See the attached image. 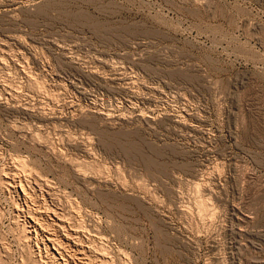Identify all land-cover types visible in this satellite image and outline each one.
I'll use <instances>...</instances> for the list:
<instances>
[{
  "label": "rangeland",
  "instance_id": "374dc122",
  "mask_svg": "<svg viewBox=\"0 0 264 264\" xmlns=\"http://www.w3.org/2000/svg\"><path fill=\"white\" fill-rule=\"evenodd\" d=\"M43 226L264 264V0H0V264H68Z\"/></svg>",
  "mask_w": 264,
  "mask_h": 264
},
{
  "label": "bare ground",
  "instance_id": "6f19581e",
  "mask_svg": "<svg viewBox=\"0 0 264 264\" xmlns=\"http://www.w3.org/2000/svg\"><path fill=\"white\" fill-rule=\"evenodd\" d=\"M205 3V2H204ZM228 3V2H227ZM226 5V4H225ZM231 5V4H230ZM214 7V6H213ZM224 11V10H223ZM222 13V12H221ZM226 18V17H225ZM234 19V18H233ZM17 161V160H16ZM19 162H21V163H18ZM16 163L18 164V166H16L15 167V169L16 170H23L24 172H26V167H25V165H24V162H22V161H17ZM18 172V171H17ZM20 173V172H19ZM19 173H18V175H19ZM30 173V172H29ZM33 173V172H32ZM17 174V173H16ZM27 174H28V172H27ZM24 175H26V174H24ZM20 176V175H19ZM23 176V175H22ZM29 176V175H28ZM16 177H17V175H16ZM16 177H14V179L16 178ZM27 178V177H26ZM20 179H22V177L20 178ZM21 182H24V180L23 181H21ZM18 184V183H17ZM24 184V183H23ZM22 184V185H23ZM11 185V184H10ZM18 186V185H17ZM40 186V185H39ZM15 187H16V185H15ZM25 188V187H24ZM23 188V189H24ZM18 189V188H17ZM22 189V188H21ZM26 189V188H25ZM27 190V189H26ZM25 190V191H26ZM25 194H27V192H24ZM30 194V193H29ZM29 194H27V195H29ZM27 197V196H26ZM29 197H30V195H29ZM26 200V199H25ZM32 201V200H31ZM27 202V201H26ZM33 203V202H32ZM36 203V202H35ZM34 203V204H35ZM30 207V206H29ZM45 207V206H44ZM41 208V207H40ZM32 209V208H31ZM35 209V208H34ZM48 210V209H47ZM53 210V209H52ZM51 210V211H52ZM56 210V209H55ZM34 211V210H33ZM37 210H35V212H36ZM43 211H45V210H42V211H37V212H43ZM50 211V210H49ZM36 212V215L33 213L32 214V216H36V217H31V220H32V222L35 224V228H36V226H38L39 224H40V222L38 221V219H39V217H38V219H37V215H40L39 213H37ZM55 212V211H54ZM45 213V212H44ZM47 213V212H46ZM49 214V213H48ZM51 215V214H50ZM56 215V214H55ZM57 217L59 216L58 215V212H57V215H56ZM42 217H44L43 215H42ZM51 218H52V215H51ZM61 218V217H60ZM44 219V218H43ZM46 219V218H45ZM44 219V220H45ZM54 219V218H53ZM63 219V218H62ZM55 220V219H54ZM64 220V219H63ZM46 221V220H45ZM48 221H49V219H48ZM43 222V221H42ZM52 222H54V221H52ZM55 222H56V220H55ZM48 223V222H47ZM42 224V223H41ZM46 225V224H45ZM50 225V224H49ZM48 226V225H47ZM57 226H59V227H62L61 226V224L60 225H58V222H57ZM48 228H49V226H48ZM47 228V229H48ZM66 228H67V226H66ZM76 228H77V226H76ZM64 229V228H63ZM56 230V229H55ZM73 230V229H72ZM42 234H44L45 235V238H46V240L45 241H47V243H48V245H49V247L50 246H52L53 247V250H55L62 258L61 259H63V261H66L68 264H92V259H91V257H93L92 256V253H91V250H90V248L92 247V246H90V245H85V244H78V242L80 241H78L77 240V238L79 237L80 238V236H78V237H75V235H77V234H73V233H69V231H67L68 233L67 234H61V233H59V231L58 230H56L55 232H50L49 230H46V226H45V230H44V226H43V229H42ZM64 231V230H63ZM37 232V231H36ZM75 232H77V231H75ZM79 232V231H78ZM85 232V231H84ZM66 233V232H65ZM37 234V233H36ZM39 236V235H38ZM40 236H41V234H40ZM95 236V235H94ZM96 236H98V235H96ZM41 239H43V238H41ZM61 239V240H60ZM99 239V238H98ZM89 240H90V238H89ZM78 241V242H77ZM95 241V240H94ZM81 243V242H80ZM92 244V243H91ZM88 246H90V247H88ZM48 248V247H47ZM51 249V248H50ZM68 249H70L71 251H67ZM50 252H51V250H50ZM68 252V253H67ZM102 252H103V250H102ZM105 252V251H104ZM49 253V252H48ZM102 254V253H101ZM107 254V253H106ZM105 254V255H106ZM52 255H54V253L52 252ZM51 255V256H52ZM55 256V255H54ZM102 256H103V254H102ZM104 258H105V256H103ZM51 258V257H50ZM108 258V257H107ZM96 260V259H95ZM57 261V260H56ZM59 261V260H58ZM94 261V260H93ZM97 261L98 260H96L95 262L97 263ZM101 261V260H100ZM104 262V261H103ZM55 263V262H54ZM61 263V262H60ZM107 263H109V262H107ZM106 263V264H107ZM94 264V263H93ZM102 264V263H101ZM104 264V263H103Z\"/></svg>",
  "mask_w": 264,
  "mask_h": 264
}]
</instances>
